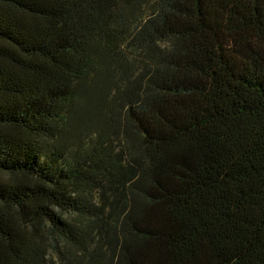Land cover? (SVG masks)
<instances>
[{
    "label": "trees",
    "instance_id": "obj_1",
    "mask_svg": "<svg viewBox=\"0 0 264 264\" xmlns=\"http://www.w3.org/2000/svg\"><path fill=\"white\" fill-rule=\"evenodd\" d=\"M0 264H264V0H0Z\"/></svg>",
    "mask_w": 264,
    "mask_h": 264
},
{
    "label": "rangeland",
    "instance_id": "obj_2",
    "mask_svg": "<svg viewBox=\"0 0 264 264\" xmlns=\"http://www.w3.org/2000/svg\"><path fill=\"white\" fill-rule=\"evenodd\" d=\"M117 145V144H116ZM53 259L55 260V257L53 256Z\"/></svg>",
    "mask_w": 264,
    "mask_h": 264
}]
</instances>
